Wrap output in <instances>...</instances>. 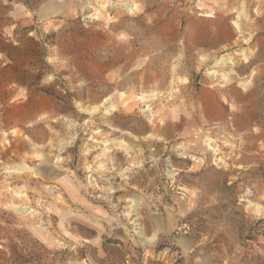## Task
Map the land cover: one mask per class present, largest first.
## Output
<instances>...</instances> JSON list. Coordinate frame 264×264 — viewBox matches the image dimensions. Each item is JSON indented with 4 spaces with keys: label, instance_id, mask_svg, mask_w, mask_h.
Instances as JSON below:
<instances>
[{
    "label": "rangeland",
    "instance_id": "1",
    "mask_svg": "<svg viewBox=\"0 0 264 264\" xmlns=\"http://www.w3.org/2000/svg\"><path fill=\"white\" fill-rule=\"evenodd\" d=\"M0 264H264V0H0Z\"/></svg>",
    "mask_w": 264,
    "mask_h": 264
}]
</instances>
